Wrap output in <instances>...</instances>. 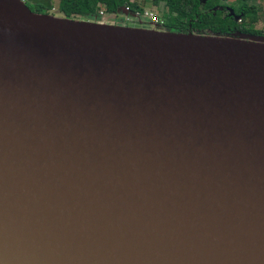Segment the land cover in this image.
Returning a JSON list of instances; mask_svg holds the SVG:
<instances>
[{"label":"water","instance_id":"obj_1","mask_svg":"<svg viewBox=\"0 0 264 264\" xmlns=\"http://www.w3.org/2000/svg\"><path fill=\"white\" fill-rule=\"evenodd\" d=\"M97 21L0 0V264H264V36Z\"/></svg>","mask_w":264,"mask_h":264},{"label":"trees","instance_id":"obj_2","mask_svg":"<svg viewBox=\"0 0 264 264\" xmlns=\"http://www.w3.org/2000/svg\"><path fill=\"white\" fill-rule=\"evenodd\" d=\"M50 0H29L23 4L31 13L49 15ZM264 0H57V14L75 20L97 21L98 12L115 15L123 6L143 12L144 5L154 8L161 19L162 31L184 34L231 35L235 32L261 36L253 25L261 9L253 2ZM231 9L232 14L229 10ZM237 18V21L235 20Z\"/></svg>","mask_w":264,"mask_h":264},{"label":"rangeland","instance_id":"obj_3","mask_svg":"<svg viewBox=\"0 0 264 264\" xmlns=\"http://www.w3.org/2000/svg\"><path fill=\"white\" fill-rule=\"evenodd\" d=\"M232 2H234V0H227V3H232ZM253 5H255L261 9L259 14L257 15V20L254 23L253 27L255 30L261 31L263 33L262 36H264V2L263 1H255V2H253ZM50 6H51V8L49 10V16L54 17V18L61 17V15L57 14L58 13L57 12V2L55 0L51 1ZM143 11L150 12L153 16H155L158 20L161 21V19L159 17H157L155 9L150 7L148 4L144 5ZM114 19H112V21H110L111 23L108 20H105V21H108L105 23L113 24ZM90 22H93V21H90ZM94 22L100 23L101 21H94ZM114 25L124 26V27H128V28L153 30V31H162L161 29L163 27V25H161V23L153 25L149 21V19H146L145 17L135 18L134 16L128 15V14L126 15L125 13H124L123 20H120V22L114 23Z\"/></svg>","mask_w":264,"mask_h":264},{"label":"built area","instance_id":"obj_4","mask_svg":"<svg viewBox=\"0 0 264 264\" xmlns=\"http://www.w3.org/2000/svg\"><path fill=\"white\" fill-rule=\"evenodd\" d=\"M122 10L123 12L127 15H132L134 16L135 18L137 17H145L146 19H149V21L155 25V24H158V23H161L162 25V22L160 20H158L155 16H153L150 12H146V11H143L142 13H139V12H131L128 8V6H123L122 7ZM117 14L115 15H109V16H105L103 14L102 11H99L98 12V16H99V19L100 20H108V21H112V19H114L116 17Z\"/></svg>","mask_w":264,"mask_h":264},{"label":"flooded vegetation","instance_id":"obj_5","mask_svg":"<svg viewBox=\"0 0 264 264\" xmlns=\"http://www.w3.org/2000/svg\"><path fill=\"white\" fill-rule=\"evenodd\" d=\"M24 2H28L29 0H23ZM51 1H53V0H50L48 3H47V5H51ZM56 2H57V0H55ZM50 8H51V6H50ZM123 18H124V13H123V10L122 9H120L119 11H118V13H117V15H116V17H115V19L113 20V22L114 23H116V22H120V20H123Z\"/></svg>","mask_w":264,"mask_h":264}]
</instances>
